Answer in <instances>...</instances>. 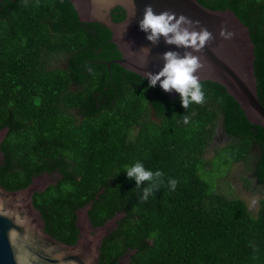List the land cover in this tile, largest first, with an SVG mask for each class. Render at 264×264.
I'll return each instance as SVG.
<instances>
[{"label":"trees","instance_id":"1","mask_svg":"<svg viewBox=\"0 0 264 264\" xmlns=\"http://www.w3.org/2000/svg\"><path fill=\"white\" fill-rule=\"evenodd\" d=\"M217 1L247 25L264 107V0ZM108 37L104 25L78 21L68 0H0L1 181L14 189L41 171L60 173L32 193L57 239H75L73 209L101 189L87 211L92 224L124 215L103 237L100 262L135 248L126 264H264V196L250 213L199 170L218 121L231 138L224 160L255 149L250 187L264 188V127L215 81L200 80L206 101L185 110L179 94L108 61L119 56ZM136 161L164 173L147 201L145 185L124 172Z\"/></svg>","mask_w":264,"mask_h":264},{"label":"water","instance_id":"2","mask_svg":"<svg viewBox=\"0 0 264 264\" xmlns=\"http://www.w3.org/2000/svg\"><path fill=\"white\" fill-rule=\"evenodd\" d=\"M78 21L98 22L109 30L108 41L115 45L119 56L109 59L126 70L144 77L145 72L157 73L163 67L160 56L169 50L181 54L185 49L168 45L161 37L157 44L146 39L139 28L146 5L155 12L170 10L192 21H198L197 30L206 28L213 39L203 50L195 53L202 58L198 71L200 80L215 81L238 104L246 120L264 127V107L259 102L253 42L247 25L228 7L217 0H68ZM133 13L135 15L133 16ZM231 33L229 38L221 31ZM150 49L147 64L146 51ZM146 79V78H145ZM147 80V79H146ZM173 98L178 93L165 92ZM0 127V142L7 132ZM3 153L0 149V163ZM60 173L41 171L18 188L7 189L0 179V264H126L135 248L118 255L115 260L100 262V244L103 237L116 227L124 215L114 211L101 223L92 224L88 209L99 189L83 204L73 209L75 239H57L44 230V221L32 203V193L56 182Z\"/></svg>","mask_w":264,"mask_h":264},{"label":"clouds","instance_id":"3","mask_svg":"<svg viewBox=\"0 0 264 264\" xmlns=\"http://www.w3.org/2000/svg\"><path fill=\"white\" fill-rule=\"evenodd\" d=\"M135 13H133V16ZM198 21H192L183 15H177L170 10L155 12L151 5H146L143 10V18L139 22V28L145 32L146 39L152 44H157L161 37L168 45L177 49H185L181 54L175 50L164 52L160 59L163 67L155 74L145 72L149 87L159 86L165 92L175 91L179 94L181 106L186 110L193 103L203 104L206 101L203 85L198 76V71L203 67L201 56L195 54L203 50L205 45L213 39L212 33L206 28L200 27ZM221 36L229 38L231 33L223 30ZM146 51L145 64L150 49L142 47ZM184 123H188V117H183ZM130 180H135L136 187L142 188L141 199L147 201L153 196L163 183L164 173L160 170L146 169L144 164L136 161L124 171ZM171 189H175L176 181L169 179Z\"/></svg>","mask_w":264,"mask_h":264},{"label":"rangeland","instance_id":"4","mask_svg":"<svg viewBox=\"0 0 264 264\" xmlns=\"http://www.w3.org/2000/svg\"><path fill=\"white\" fill-rule=\"evenodd\" d=\"M222 129L218 123L214 127L213 134L215 139L209 141L203 158L205 164L199 170L202 176L207 179L212 187L226 196H237L242 198L250 213H255L258 199L264 196V188L250 187L252 175L250 166L252 156L256 150H252L250 156L245 160L229 161L225 159L226 148L223 145L231 140L222 134ZM255 151V152H254ZM248 185H246V180Z\"/></svg>","mask_w":264,"mask_h":264},{"label":"flooded vegetation","instance_id":"5","mask_svg":"<svg viewBox=\"0 0 264 264\" xmlns=\"http://www.w3.org/2000/svg\"><path fill=\"white\" fill-rule=\"evenodd\" d=\"M222 132H223V131H222ZM222 134L225 135L224 132H223ZM225 136H227V135H225ZM213 139H215L214 134H212V136H211V140H210V141H212ZM56 181H57V180H56Z\"/></svg>","mask_w":264,"mask_h":264}]
</instances>
